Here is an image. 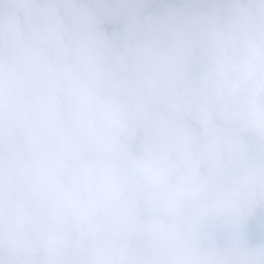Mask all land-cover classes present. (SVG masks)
Returning <instances> with one entry per match:
<instances>
[{"label": "clouds", "instance_id": "clouds-1", "mask_svg": "<svg viewBox=\"0 0 264 264\" xmlns=\"http://www.w3.org/2000/svg\"><path fill=\"white\" fill-rule=\"evenodd\" d=\"M0 264H264V0H0Z\"/></svg>", "mask_w": 264, "mask_h": 264}]
</instances>
